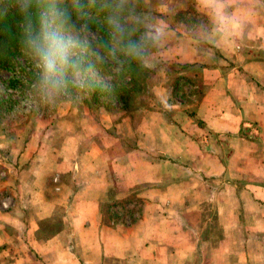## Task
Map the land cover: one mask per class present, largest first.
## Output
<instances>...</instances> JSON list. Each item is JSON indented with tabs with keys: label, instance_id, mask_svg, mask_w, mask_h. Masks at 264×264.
Masks as SVG:
<instances>
[{
	"label": "crops",
	"instance_id": "obj_1",
	"mask_svg": "<svg viewBox=\"0 0 264 264\" xmlns=\"http://www.w3.org/2000/svg\"><path fill=\"white\" fill-rule=\"evenodd\" d=\"M155 1L157 57L199 69L197 103L16 142L0 264H264V0H245L247 35L224 51L192 34L197 0Z\"/></svg>",
	"mask_w": 264,
	"mask_h": 264
},
{
	"label": "clouds",
	"instance_id": "obj_2",
	"mask_svg": "<svg viewBox=\"0 0 264 264\" xmlns=\"http://www.w3.org/2000/svg\"><path fill=\"white\" fill-rule=\"evenodd\" d=\"M18 17V43L34 70L31 92L22 108L29 113L55 106L61 99H80L102 90L111 93V82L98 69L113 62L119 68L154 65V50L163 44L167 25L148 20L139 0H6ZM208 24L191 30L197 38L224 51L236 49L247 35L252 13L245 0H197ZM99 20L106 39H97L93 22ZM170 93L161 98L171 108Z\"/></svg>",
	"mask_w": 264,
	"mask_h": 264
},
{
	"label": "rangeland",
	"instance_id": "obj_3",
	"mask_svg": "<svg viewBox=\"0 0 264 264\" xmlns=\"http://www.w3.org/2000/svg\"><path fill=\"white\" fill-rule=\"evenodd\" d=\"M155 6V0H139L138 10L148 20L158 21L155 19ZM154 57L155 66L151 69H140L132 83L128 82L129 71L117 67L113 62L98 69L99 75L111 82V93L97 90L80 99H61L55 106H41L29 113L13 115L15 110L22 108L32 90L34 70L26 58L20 55L12 56L10 65L0 69V158L2 156L1 159L11 163L9 154L12 153L14 144L21 145L20 140L29 134H52L56 125L88 121L105 124L108 118L116 116L119 111L135 125L145 114L163 109L170 112L172 108H166L161 100L169 93L171 104L186 107L189 105V108H192L198 101L199 87L197 82L193 81L197 80L199 69L175 62L163 63L159 60V55L157 57L156 50ZM181 71H187L190 80L184 75L181 79ZM193 74L196 77H192ZM8 168L9 165L0 163V178L4 171L9 172ZM134 205L135 208L138 207L137 203ZM135 213L131 215L132 218ZM122 215H119L120 219H123ZM129 218L130 216L127 220Z\"/></svg>",
	"mask_w": 264,
	"mask_h": 264
},
{
	"label": "trees",
	"instance_id": "obj_4",
	"mask_svg": "<svg viewBox=\"0 0 264 264\" xmlns=\"http://www.w3.org/2000/svg\"><path fill=\"white\" fill-rule=\"evenodd\" d=\"M5 8H7L6 0H0V10H4ZM17 20L18 17L12 9L8 10L7 15L0 17V69L7 68L11 63V57L15 55H20V57L26 58L29 61V59L21 51L18 43L19 29ZM92 29L97 39H106V33L104 32L102 24L99 20L93 22ZM123 69L129 71L128 82L132 83L136 79V73H139L142 68L133 63L131 65H125ZM123 91L126 92L127 90L123 89Z\"/></svg>",
	"mask_w": 264,
	"mask_h": 264
}]
</instances>
